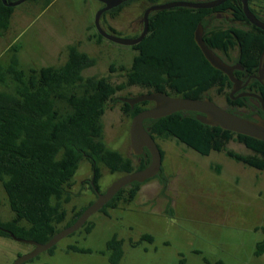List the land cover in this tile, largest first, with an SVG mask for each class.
I'll return each instance as SVG.
<instances>
[{
  "label": "trees",
  "instance_id": "trees-1",
  "mask_svg": "<svg viewBox=\"0 0 264 264\" xmlns=\"http://www.w3.org/2000/svg\"><path fill=\"white\" fill-rule=\"evenodd\" d=\"M16 1L7 0L8 3ZM147 1L152 6L160 4V0ZM230 1L237 10V17L256 35L242 41L244 48L248 46L245 53L252 59L250 69L256 68L264 51V31L247 21L241 0ZM256 1L264 5V0H249L251 11L264 22L253 8ZM52 2L45 0V8ZM124 6L111 13L116 15ZM14 11L15 8L5 6L0 0V35L9 30ZM211 13L213 10L210 9L175 8L152 14L149 34L132 47L138 54L131 68H121L126 76V82L121 84L112 83L109 77H85L84 71L96 66L97 61L82 52L80 44L69 46L68 59L62 67L28 71L21 67V46L15 44L11 47L8 65L0 62V181L15 216L9 222H0L1 228L18 238L46 244L75 224L94 203L81 208L67 221L64 205L71 202L68 190L74 185L84 160L92 167V180L99 192L102 166L112 174L128 175L150 165L149 152L142 156L136 168L131 158L110 149L105 142L103 117L108 104L118 93L138 86L148 93L161 92L171 97L202 100L213 89L222 94L229 89L228 77L211 66L195 42L198 25ZM228 34L215 33L214 38L220 42ZM241 36L246 34L241 32ZM96 37L98 42L105 39L99 33ZM257 40L262 43L259 48L254 43ZM111 71H115L113 66ZM149 104L131 107L122 102V112L133 119L149 109ZM249 104L248 99L230 101L229 106L233 108L226 111L250 118L236 110L249 108ZM145 127L155 140H175L202 156L224 153L239 164L264 172L263 141L205 125L197 119L196 113L183 111L159 120H147ZM231 142L243 145L252 154L229 149ZM161 151L164 159V151ZM218 171L220 173V168ZM141 186L134 183L123 188L101 211L134 202ZM91 189L95 192L92 184ZM65 222L61 229L59 226ZM93 227L89 222L85 224L87 232H91ZM0 236L10 237L2 230ZM144 239L153 240L149 235ZM123 245V241L116 237L108 243L113 264H120L124 256ZM72 249L87 252L76 247ZM255 254L264 255V241L258 243ZM215 264L226 263L220 260Z\"/></svg>",
  "mask_w": 264,
  "mask_h": 264
},
{
  "label": "rangeland",
  "instance_id": "rangeland-1",
  "mask_svg": "<svg viewBox=\"0 0 264 264\" xmlns=\"http://www.w3.org/2000/svg\"><path fill=\"white\" fill-rule=\"evenodd\" d=\"M169 1L160 0V4ZM26 2L16 7L11 33L0 46V62L4 65L9 62L11 52L2 49L11 40L22 47L21 67L26 71L60 68L68 59L69 46L80 44V50L97 61L96 66L84 71L85 77H109L114 84L126 82L121 68L129 70L138 53L132 47L107 39L97 41L95 19L103 7L101 2L54 0L46 9L43 0ZM149 7L147 0H141L124 6L116 15L108 11L102 17V25L106 30L113 28L122 38H134L143 30L141 21ZM253 8L264 18L263 4L256 1ZM21 11L27 14L17 24ZM112 66L115 71H111ZM229 92L222 94L213 89L207 96L226 110L233 108L226 100ZM144 94L148 90L138 86L118 93L103 117L107 146L131 158L136 168L140 162L131 148L133 119L122 112L120 99ZM236 110L246 116L250 114L245 108ZM156 141L165 154L161 178L143 183L134 202L93 214L86 222L94 226L91 232L84 225L49 251L23 264H113L108 243L114 237L124 243L120 264H215L220 260L226 264H264V255L255 254L258 243L264 241V172L239 164L224 153L202 156L175 140ZM228 148L252 154L238 143L231 142ZM101 173L100 193L124 176L112 174L103 166ZM92 179V167L84 160L68 190L71 202L64 205L67 221L97 200V192L91 189ZM14 216L0 181V222H9ZM65 225L66 222L59 227L63 229ZM146 235L153 240L144 239ZM33 251L30 244L0 236V264H15Z\"/></svg>",
  "mask_w": 264,
  "mask_h": 264
},
{
  "label": "water",
  "instance_id": "water-1",
  "mask_svg": "<svg viewBox=\"0 0 264 264\" xmlns=\"http://www.w3.org/2000/svg\"><path fill=\"white\" fill-rule=\"evenodd\" d=\"M28 0H17L13 3H8L7 0H3V3L7 7H17L25 3ZM103 4L102 9L97 13L95 19V26L98 33L105 39L122 46L134 47L140 44L149 34L150 22L149 18L152 14L171 10L175 8H189V9H214L225 3L227 0H214L209 2H190V1H171L165 4H158L150 6L144 13L142 18L143 30L140 36L136 38H122L115 34L108 32L102 25L103 15L111 11L120 5L125 0H98ZM243 11L246 19L254 27L264 31V22L261 21L250 9L249 0H241ZM203 26L198 25L195 31V42L202 51L206 60L211 64V66L222 73L226 74L231 82L234 84L233 94L240 89L241 82L234 76V67L227 65L214 51H212L203 38ZM244 96H251L261 103L263 116L254 115L251 118H243L241 116L235 115L226 111L225 109L214 103L208 96L202 100L189 99L182 97H171L165 93L152 92L144 95H140L135 98H121V102L129 104L134 107L140 103H153L154 106L147 109L136 117L133 118L132 125L130 128V141L133 154L140 157L147 150L151 157L150 165L144 170L136 171L134 173L124 175L116 182H114L111 187L107 189L105 193H100L95 187V183L92 180L91 184L97 192V200L86 209L82 216L77 220L72 226L62 230L57 235H55L48 243L41 244L34 240H26L16 237L12 232L0 227V230L9 234L11 238L18 242L30 244L34 246V251L22 258H19L15 264H23L39 254L49 251L52 249L60 240L71 235L75 231L82 228L89 218L96 212L101 211L123 188L130 186L134 183L143 184L153 178L159 176L162 172L163 164V154L157 143V141L152 137L150 132L145 127V122L147 120H159L178 112H193L197 114V119L208 126L220 127L223 130L230 131L239 135L251 137L264 142V99L251 94H244Z\"/></svg>",
  "mask_w": 264,
  "mask_h": 264
},
{
  "label": "flooded vegetation",
  "instance_id": "flooded-vegetation-1",
  "mask_svg": "<svg viewBox=\"0 0 264 264\" xmlns=\"http://www.w3.org/2000/svg\"><path fill=\"white\" fill-rule=\"evenodd\" d=\"M209 1H214V0H209ZM133 2L135 1L125 0L120 6H124V5L126 6L132 4ZM210 10H213V13H211L209 16H206L203 22L201 23L204 29L203 38L205 40V43L227 65L235 68L234 76L242 83L240 89L236 91L231 98V94L234 91V84L225 74L229 79L228 90H230V92L226 96V100L230 104V101L237 102L239 100L248 99L250 100L249 108H246V110L250 112L248 116L250 118L258 114L263 116L262 105L258 101V99L251 96H244V94L257 95L264 99V51L261 53L259 57L258 66L256 68L254 66L253 69H250L252 65L250 60L252 59L248 57V55L245 53L248 46L247 48H244V45H242V41L244 40V38L252 39L253 35H255L252 33L253 30H251V27L245 26L243 22L237 17L238 16L237 10L235 9V6H233L230 0H227L225 3L218 6L217 8ZM107 30L121 37V35L115 32L113 28ZM219 32H229V34L226 36V38L223 41L219 42L216 38H214L215 33H219ZM241 32L246 34V36L245 37L241 36ZM138 36H135L134 38ZM254 43L255 46H257L256 48L262 46V43L259 42V40H257V42ZM152 106H154V104ZM239 114L244 115L243 113H239ZM147 152L148 151L145 150L143 155H145ZM142 156L138 157L139 162H141ZM162 176H163V172H161V174L157 177L161 178Z\"/></svg>",
  "mask_w": 264,
  "mask_h": 264
},
{
  "label": "crops",
  "instance_id": "crops-1",
  "mask_svg": "<svg viewBox=\"0 0 264 264\" xmlns=\"http://www.w3.org/2000/svg\"><path fill=\"white\" fill-rule=\"evenodd\" d=\"M54 1V0H53ZM27 2H29V0L27 1ZM26 2V3H27ZM53 3V2H52ZM43 7H44V9H46L45 8V0H43ZM22 5V4H21ZM48 8V7H47ZM15 11H16V7H15ZM15 11H14V14H13V16H12V20H11V25H10V28H9V30L7 31V32H5L4 34H2V35H0V46H1V43H2V41L3 40H5V39H7V37L9 36V33H11V30H12V25L14 24V21H15V17H17L16 16V14H15ZM23 11V10H22ZM19 12V19H18V21H17V24L18 23H20V22H22L23 21V19H25V15L27 14V13H23V12ZM15 26H16V24H15ZM17 44V43H16ZM13 45H15V44H13V40H11V41H9V42H7V43H5V47H4V49H2V50H5L4 52H6V51H10V49H11V47L13 46ZM22 51V47H21V49H20V51H19V58H20V52ZM2 56L0 55V61H1V58ZM20 61H21V59H20ZM2 63V62H1ZM8 63L9 62H6L5 63V65H8ZM138 197V196H137ZM137 199V198H136Z\"/></svg>",
  "mask_w": 264,
  "mask_h": 264
}]
</instances>
